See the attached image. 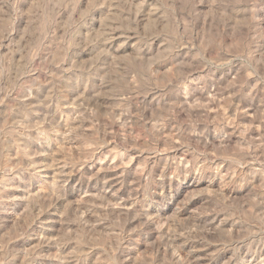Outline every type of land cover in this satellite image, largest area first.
Wrapping results in <instances>:
<instances>
[{
	"label": "rangeland",
	"instance_id": "1",
	"mask_svg": "<svg viewBox=\"0 0 264 264\" xmlns=\"http://www.w3.org/2000/svg\"><path fill=\"white\" fill-rule=\"evenodd\" d=\"M0 264H264V0H0Z\"/></svg>",
	"mask_w": 264,
	"mask_h": 264
}]
</instances>
